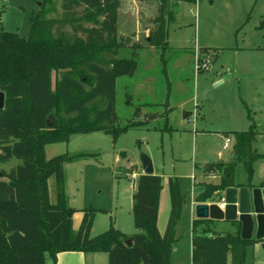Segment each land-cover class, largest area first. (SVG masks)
Returning a JSON list of instances; mask_svg holds the SVG:
<instances>
[{"label":"trees","instance_id":"16d2710c","mask_svg":"<svg viewBox=\"0 0 264 264\" xmlns=\"http://www.w3.org/2000/svg\"><path fill=\"white\" fill-rule=\"evenodd\" d=\"M173 1L194 0H157L144 43L117 36L119 0H62L59 18L30 16L27 37L0 28V91L5 95L0 109V264H56L62 252L105 253L108 264L170 263L184 203L177 179H169L171 209L163 236L157 228L162 177L142 173L132 196L137 232L126 235L110 226L91 236L94 210H83L74 230V211L64 198L63 165L78 156L46 159L44 148L68 141L71 134L98 131L116 142L122 133L147 124L134 120L117 124L116 79L131 76L136 69L135 52L130 58L118 54L124 48L164 49L165 15ZM257 135L252 120L246 132H233V158L204 166V172L216 174L218 180L203 183L194 202L217 203L228 187L252 186V164L264 157L251 150ZM246 154V182L236 185L237 155ZM13 158L19 164L3 170L1 166ZM52 176L54 203L48 192ZM258 187L264 188V177ZM212 222L192 220L191 264H244L247 247L261 244L264 248V240L241 239L239 223H232V232L218 233Z\"/></svg>","mask_w":264,"mask_h":264},{"label":"rangeland","instance_id":"374dc122","mask_svg":"<svg viewBox=\"0 0 264 264\" xmlns=\"http://www.w3.org/2000/svg\"><path fill=\"white\" fill-rule=\"evenodd\" d=\"M61 1H0V28L27 37L30 16L59 18ZM157 7L153 0L138 8L142 43L144 27L155 17ZM165 22L164 49L124 48L118 55L130 58L135 52L136 69L133 75L116 80L117 124L123 126L131 120L147 124L122 133L116 142L100 131L71 134L66 142L46 145L44 154L46 159L61 154L78 156L63 165L64 198L74 211L73 228L80 223L83 210H94L91 236L110 226L126 235L137 232L132 216L136 181L131 174L143 172L140 154L147 155L153 174L163 178L157 224L160 235L165 234L171 209L170 178L177 179L184 198L169 264H191L189 205L192 176L198 174L195 165L215 162L219 154L226 159L232 149L228 144L224 148L225 140L233 132H246L251 120L258 133L251 150L264 155V0L173 1L168 4ZM195 54L202 61L208 59V69L195 71ZM183 113L192 116L184 119ZM237 157L234 178L240 182L247 177L244 163L249 155ZM17 164L13 158L1 167L9 171ZM252 169V181L260 182L264 157L254 161ZM48 192L54 203V176L48 179ZM220 222H212L218 233ZM90 257L88 264H108L105 253H98L97 260ZM245 257L244 264H264L263 246H250Z\"/></svg>","mask_w":264,"mask_h":264},{"label":"water","instance_id":"95a60500","mask_svg":"<svg viewBox=\"0 0 264 264\" xmlns=\"http://www.w3.org/2000/svg\"><path fill=\"white\" fill-rule=\"evenodd\" d=\"M5 95L0 91V109L4 107ZM192 113H183L188 119ZM73 134L71 135V137ZM140 164L143 174H153L154 169L150 158L141 153ZM224 208L217 203H196L193 207L195 219L225 221L240 224V238L256 241L264 240V188L254 186L228 187L223 192ZM128 247L131 241L127 240Z\"/></svg>","mask_w":264,"mask_h":264},{"label":"crops","instance_id":"0c3cea01","mask_svg":"<svg viewBox=\"0 0 264 264\" xmlns=\"http://www.w3.org/2000/svg\"><path fill=\"white\" fill-rule=\"evenodd\" d=\"M152 1L153 0H127V1H125V3H121L119 0V8L117 10V36L118 37H126L127 36L131 39L132 43H142L140 41V38L138 37L139 30H140V18H141V17H139L138 8L143 6L145 3H151ZM131 14L134 15V21L131 20ZM151 28H152V22L149 23V20H148L146 26L144 27V37L143 38L146 39L148 37V33H149V30ZM127 33H129V35ZM142 49H144V50L145 49H152V47H144ZM203 54L207 55V51H205V52L203 51ZM233 144H234V140H233V137L231 136V139H230V142L228 143V146L231 145L230 148L232 149V153L229 152V156L226 159H223L222 156L219 154L218 159L216 161L220 160V161L227 162L230 159H232L234 156ZM224 148H226L225 144H224ZM207 164H209V163H203V164H200L199 166L195 165V169H198V174L197 175L195 174L192 176V178H193L192 179V187H191V189H192L191 190V196L192 197L190 199V205H189V211L191 212V215H192L191 221L193 219H195L194 213H193V207L196 204V202H194V197L203 189V187H202L203 183H207L209 180H214L215 182L218 180V176L216 174H207L204 172V170H203L204 166ZM234 182L236 185H242L246 182V178L240 182L236 181L234 178ZM260 182L254 183L251 180V184L254 187L258 186L260 184ZM162 183H163V181H162ZM163 187H164V185L162 184V188ZM194 188L196 189V193L195 192L193 193ZM159 207H160V203L158 206V214H159V210H160ZM157 224H158V215H157ZM219 224H220L219 229L221 230V232H232L234 230L232 223L223 221V222H220ZM78 225L79 224H77L75 226V228H73V229L76 230L78 228ZM249 247L246 248V251ZM190 251H191V237H190ZM246 251H245V253H246ZM97 254L98 253L62 252V253L57 254V256H56V264H88V262H87L88 256H92V257H90V260L93 261V260H97V257H96Z\"/></svg>","mask_w":264,"mask_h":264},{"label":"built area","instance_id":"2783aa9c","mask_svg":"<svg viewBox=\"0 0 264 264\" xmlns=\"http://www.w3.org/2000/svg\"><path fill=\"white\" fill-rule=\"evenodd\" d=\"M1 2H3L4 0H0ZM194 62H195V71L199 72L200 70H206L208 69L209 67V61L208 59L206 60H201L199 55H196L195 54V58H194ZM230 142L229 139H226L225 140V147L227 146V144ZM143 174V172H142ZM138 176L136 174H131V178L132 179H135L137 178ZM193 179V178H192ZM218 206L220 209H223L224 208V203H223V199H221L219 202H217Z\"/></svg>","mask_w":264,"mask_h":264}]
</instances>
